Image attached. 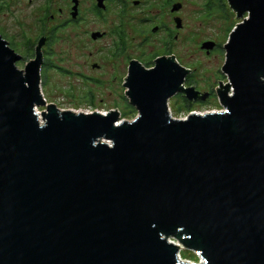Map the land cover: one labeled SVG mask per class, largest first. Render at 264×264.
<instances>
[{"label":"water","instance_id":"1","mask_svg":"<svg viewBox=\"0 0 264 264\" xmlns=\"http://www.w3.org/2000/svg\"><path fill=\"white\" fill-rule=\"evenodd\" d=\"M227 2L222 109L179 118L168 99L200 92L173 56L131 62L121 119L48 102L41 40L18 68L0 36V264H264V0Z\"/></svg>","mask_w":264,"mask_h":264},{"label":"flooded vegetation","instance_id":"2","mask_svg":"<svg viewBox=\"0 0 264 264\" xmlns=\"http://www.w3.org/2000/svg\"><path fill=\"white\" fill-rule=\"evenodd\" d=\"M174 4L179 6L172 9ZM182 10V0H102L101 3L99 0H0V20L6 18L19 20L18 26L21 21L27 20V28H33L35 31L32 37L23 32L10 34L11 22H0V36L20 55L16 63L26 60L24 65L35 56L41 40L40 88L46 83V68L49 66L59 68L54 57H58L59 61L63 59L61 55L54 53L68 52L70 51L68 48H75L80 44L109 41V55L114 60L113 64H116L115 71L113 70L108 77H100L102 64L94 61L90 63V69L96 73H81V76L99 85L117 83L113 87L111 85L106 93L117 100L115 103L117 106L120 105L119 101L123 104L124 100L125 103L122 110L117 107L109 110H117L120 115L123 112L131 114L136 108L129 102L125 82L132 61L149 69L154 66L156 57L165 55L173 56L179 65L185 67L169 49L182 31L180 15ZM111 13L115 16V24L110 28L100 30L88 28L90 22H87L92 20V16L104 22ZM176 18L179 19V25ZM29 23L33 25L29 26ZM134 32L140 37L138 46L148 45L155 40L158 42V48L162 50L161 53L155 51L148 55L147 59L128 54L133 47L131 40ZM155 35L158 37L154 38ZM217 48L218 45L215 43L212 50ZM188 75L187 73L183 78V87L193 86V83L188 82ZM194 88L197 89L195 86ZM199 92L196 99H189L183 91L171 96L167 102L170 113L172 110L176 113L183 112L188 108L190 109L187 113L193 112L194 109L211 103L217 96L215 89ZM202 95L205 96L204 99Z\"/></svg>","mask_w":264,"mask_h":264},{"label":"rangeland","instance_id":"3","mask_svg":"<svg viewBox=\"0 0 264 264\" xmlns=\"http://www.w3.org/2000/svg\"><path fill=\"white\" fill-rule=\"evenodd\" d=\"M183 10L181 11L182 31L178 38L169 46L179 62L190 67L188 82L193 83L198 90L208 91L214 90L220 80L227 82V77L221 72V66L224 63V44L226 43L229 33V27L232 23L236 24L241 19L237 18L235 11L229 6L227 0H216L213 9L209 12L204 9V0H182ZM1 23L11 22L9 29L12 33H26L28 36H34L33 28H27V20H0ZM88 28L91 29H106L115 24V16L113 13L108 15L106 21L101 22L92 16V20ZM33 25L32 23L28 24ZM137 32L132 34L133 45L130 53L132 56H141L148 58V55L153 52L161 53V48H158V42L152 40L148 45L138 46L140 37ZM158 36L155 35L154 38ZM157 40V39H156ZM205 40H212L217 43L218 48L211 50L208 53L200 48V45ZM155 41V42H154ZM109 41L95 42L90 44H80L75 48H68V52H56L55 55H61L62 61L58 57H54L58 61L59 68L47 67L45 70L46 78L45 85H41V91L48 102H53L58 108L70 109L74 111L91 112L94 110L106 112L110 108H118L122 110L123 104L116 105L117 100L113 96L106 93L109 87H113L117 83L99 85L95 82L86 80L83 74H95L90 69V63L97 61L102 64L103 70L99 74L100 77H108L116 68L114 60L109 55ZM65 46V45H64ZM66 47V46H65ZM60 48V46H58ZM67 48V47H66ZM165 49V48H164ZM90 52V53H89ZM145 52V53H144ZM64 55V56H63ZM24 61L17 62L18 68L24 67ZM122 74V73H121ZM120 74V75H121ZM108 90V91H107ZM43 107H38L40 112ZM222 106L216 98L208 104L196 108L193 111L203 113L206 111L221 110ZM174 117H184L187 111L174 112L171 111ZM136 115V111L126 116L120 115L121 119H132ZM179 255L181 259L190 262H199L201 258L191 249L183 247L180 244Z\"/></svg>","mask_w":264,"mask_h":264},{"label":"trees","instance_id":"4","mask_svg":"<svg viewBox=\"0 0 264 264\" xmlns=\"http://www.w3.org/2000/svg\"><path fill=\"white\" fill-rule=\"evenodd\" d=\"M215 1H216V0H204V9H205L206 11H208V12H209L210 10H212ZM234 25H235V24L232 23L231 26L229 27V30H230ZM188 109H190V108H188ZM188 109H187V110H188ZM187 110H186V111H187ZM133 112H134V110H133ZM122 115H123V116H126V115H128V113L123 112Z\"/></svg>","mask_w":264,"mask_h":264},{"label":"built area","instance_id":"5","mask_svg":"<svg viewBox=\"0 0 264 264\" xmlns=\"http://www.w3.org/2000/svg\"><path fill=\"white\" fill-rule=\"evenodd\" d=\"M35 110H36V112H38V113H39V111H38V107H35ZM186 115H187V114H186ZM186 115H185V116H186ZM185 116H184V117H185Z\"/></svg>","mask_w":264,"mask_h":264},{"label":"bare ground","instance_id":"6","mask_svg":"<svg viewBox=\"0 0 264 264\" xmlns=\"http://www.w3.org/2000/svg\"><path fill=\"white\" fill-rule=\"evenodd\" d=\"M174 241V240H173Z\"/></svg>","mask_w":264,"mask_h":264}]
</instances>
